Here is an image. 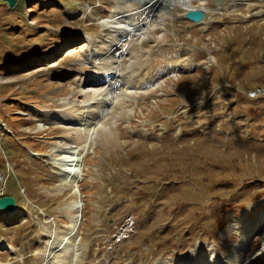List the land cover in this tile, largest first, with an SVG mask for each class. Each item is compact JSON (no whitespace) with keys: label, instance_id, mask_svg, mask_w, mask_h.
Here are the masks:
<instances>
[{"label":"rangeland","instance_id":"1","mask_svg":"<svg viewBox=\"0 0 264 264\" xmlns=\"http://www.w3.org/2000/svg\"><path fill=\"white\" fill-rule=\"evenodd\" d=\"M205 1L207 23L195 25L166 0H0V198L19 204L0 209V264H264V0ZM143 5L171 15L134 66L155 81L121 86L135 91L131 119L111 127L115 144L86 147L80 195L61 189L58 144L86 141L45 114H71L84 88H104L93 62L106 24ZM211 54L217 62L199 66ZM199 245V259L184 260Z\"/></svg>","mask_w":264,"mask_h":264},{"label":"bare ground","instance_id":"2","mask_svg":"<svg viewBox=\"0 0 264 264\" xmlns=\"http://www.w3.org/2000/svg\"><path fill=\"white\" fill-rule=\"evenodd\" d=\"M200 1L199 5H197L195 4V0H166V2H169L172 6H181L186 11L199 8L205 12L207 9V4L205 3L206 1ZM151 7L146 8V5L138 6L134 9H130L131 11H128V14L121 13L122 16L120 17V13H117L112 20L107 22L106 27L110 33L109 39L106 40V45L108 47L106 46L105 51L99 53L95 57V62H93L99 72L97 75L99 77L97 78L96 76L95 78L101 83H104L103 89L95 90L84 88L82 92L87 99L79 104L74 102V106L72 108L75 110H73L71 114L60 113L61 116L55 117L44 113L47 119L55 120V122L60 119V121L68 126V129L70 128L72 135H76V140H82V138H85L86 141V144L80 147H67L65 145L62 146V143L58 144V147H61L65 154L64 157L61 158V189H72V192L80 195V184L83 180L82 166L84 164V158L87 154L85 153L86 147L89 150L95 145L94 143H96V145L102 143L99 140L100 137L105 138V145L115 144L116 138L114 137L111 127L114 126V124L116 125L118 120H122L124 118L126 120L131 119V112L126 111V109H124V105L126 101L130 100V97L133 99L132 96L135 94V91L129 90V92L126 93L121 90V86H125L130 89L131 87L136 88L138 84L148 87L152 84L151 81H153L154 75L148 71L145 78H143V81H141L140 79H137V73L134 66L136 59L140 56L139 51L144 48L143 43L153 34L154 31H156L155 28L160 26L159 28H164L165 30V27L162 25L164 24L163 21L171 15L167 10L153 12ZM221 7L225 9L228 8L229 5L222 0ZM156 17L159 19H155ZM132 19L134 21L132 25L133 29L127 27V22ZM153 20H156L157 24H155ZM136 40H138V42H136ZM132 45L135 46L134 51L127 52ZM124 54H126V57L128 55L133 58V62H131L127 67L123 66V61L120 60V57H123ZM92 56L94 58V55ZM98 56H100V59L97 58ZM103 56L105 57L104 59L102 58ZM105 60H108V64H106ZM173 67L174 70H176L175 66ZM84 83L95 84L97 81L91 79L86 80ZM154 91L155 88H151L144 94H151ZM64 100L67 101L68 98ZM78 110L82 112L80 116H78V114H80ZM52 123L54 124V122ZM40 128L43 129V125H41ZM69 137L71 138V136ZM81 204L82 203H80L79 200H74L72 201L70 207L72 210L80 209ZM79 219V217L77 219L71 218V224L68 231L64 234L63 242L69 241L73 235H75L74 232L78 230ZM55 233L58 234L57 231H55ZM246 239L248 240L249 238L247 237ZM60 247L65 248L63 247L62 242ZM199 247L200 245L196 248V250H193L192 253H189L184 260L191 256L198 258V254L201 252V250L198 249ZM185 264H199V262L191 261Z\"/></svg>","mask_w":264,"mask_h":264},{"label":"water","instance_id":"3","mask_svg":"<svg viewBox=\"0 0 264 264\" xmlns=\"http://www.w3.org/2000/svg\"><path fill=\"white\" fill-rule=\"evenodd\" d=\"M9 3L10 7H15L18 0H5ZM204 17V13L201 10H192L187 14V18L196 22H200ZM17 201L14 196H3L0 198V208L7 213L14 214L18 211Z\"/></svg>","mask_w":264,"mask_h":264}]
</instances>
